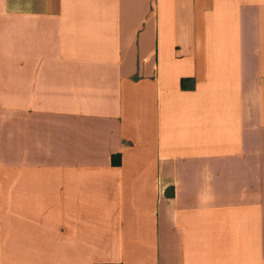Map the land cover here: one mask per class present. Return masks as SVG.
<instances>
[{"label": "crops", "instance_id": "crops-1", "mask_svg": "<svg viewBox=\"0 0 264 264\" xmlns=\"http://www.w3.org/2000/svg\"><path fill=\"white\" fill-rule=\"evenodd\" d=\"M0 264H264V0H0Z\"/></svg>", "mask_w": 264, "mask_h": 264}, {"label": "trees", "instance_id": "trees-1", "mask_svg": "<svg viewBox=\"0 0 264 264\" xmlns=\"http://www.w3.org/2000/svg\"><path fill=\"white\" fill-rule=\"evenodd\" d=\"M115 157H116V156H113V157H112V162H113V163H118V159H117L118 156H117V158H115Z\"/></svg>", "mask_w": 264, "mask_h": 264}]
</instances>
